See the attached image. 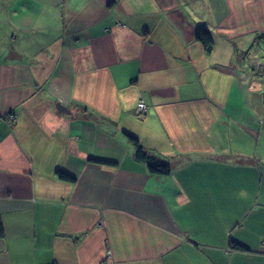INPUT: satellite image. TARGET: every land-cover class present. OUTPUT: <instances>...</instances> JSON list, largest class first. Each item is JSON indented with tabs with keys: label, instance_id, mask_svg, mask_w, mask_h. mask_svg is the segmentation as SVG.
Masks as SVG:
<instances>
[{
	"label": "crops",
	"instance_id": "0c3cea01",
	"mask_svg": "<svg viewBox=\"0 0 264 264\" xmlns=\"http://www.w3.org/2000/svg\"><path fill=\"white\" fill-rule=\"evenodd\" d=\"M0 225V264H264V0H0Z\"/></svg>",
	"mask_w": 264,
	"mask_h": 264
},
{
	"label": "trees",
	"instance_id": "16d2710c",
	"mask_svg": "<svg viewBox=\"0 0 264 264\" xmlns=\"http://www.w3.org/2000/svg\"><path fill=\"white\" fill-rule=\"evenodd\" d=\"M197 39L200 42H202V44L204 45L207 51L212 50L213 38L208 31L204 29H199L197 32ZM129 138L136 147V153H135L136 159L140 162L146 163L153 174L168 175L171 172V165L169 163L156 159L154 156L149 154L135 136L129 135ZM97 161H100V160H97ZM104 163H107V162L104 160ZM59 176L63 180H73V178L70 175L64 172H60ZM2 233H3V229H2V226L0 225V234ZM231 247L239 251H247V250L249 251L247 247L237 242H232Z\"/></svg>",
	"mask_w": 264,
	"mask_h": 264
},
{
	"label": "built area",
	"instance_id": "2783aa9c",
	"mask_svg": "<svg viewBox=\"0 0 264 264\" xmlns=\"http://www.w3.org/2000/svg\"><path fill=\"white\" fill-rule=\"evenodd\" d=\"M137 112L140 116H143L147 112V105L144 101H140L137 107ZM14 117H11V120Z\"/></svg>",
	"mask_w": 264,
	"mask_h": 264
},
{
	"label": "water",
	"instance_id": "95a60500",
	"mask_svg": "<svg viewBox=\"0 0 264 264\" xmlns=\"http://www.w3.org/2000/svg\"><path fill=\"white\" fill-rule=\"evenodd\" d=\"M58 106H59V108L61 109V108H63L64 110L66 109L65 107H63L60 103H58ZM69 111V110H68ZM70 112V111H69Z\"/></svg>",
	"mask_w": 264,
	"mask_h": 264
},
{
	"label": "rangeland",
	"instance_id": "374dc122",
	"mask_svg": "<svg viewBox=\"0 0 264 264\" xmlns=\"http://www.w3.org/2000/svg\"><path fill=\"white\" fill-rule=\"evenodd\" d=\"M153 156V155H152ZM155 157V156H154Z\"/></svg>",
	"mask_w": 264,
	"mask_h": 264
}]
</instances>
